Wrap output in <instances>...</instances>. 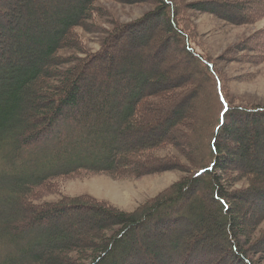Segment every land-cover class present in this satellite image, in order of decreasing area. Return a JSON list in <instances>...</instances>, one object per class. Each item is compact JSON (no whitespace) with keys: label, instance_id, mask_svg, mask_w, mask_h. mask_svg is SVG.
Masks as SVG:
<instances>
[{"label":"trees","instance_id":"obj_1","mask_svg":"<svg viewBox=\"0 0 264 264\" xmlns=\"http://www.w3.org/2000/svg\"><path fill=\"white\" fill-rule=\"evenodd\" d=\"M116 1L151 10L119 21L97 0H0V264H134L142 251L134 246L136 230L167 228L187 215L211 226L236 263L260 264L263 259L251 254L264 247V188L257 185L264 175V105L234 103L216 60L194 42L191 14L210 13L233 26L253 24L264 19V0ZM258 2L262 7L254 9ZM98 21L109 26L100 29ZM156 28L163 36L148 53L145 43ZM92 33H99L92 39L97 49L87 45L85 35ZM165 46L179 54L175 85L161 69ZM228 51H241L246 63H263L264 26L246 46L234 44ZM158 108L163 129L154 124ZM225 142L247 151L249 159L242 163L222 153ZM39 144L50 151L42 162L29 157ZM178 154L195 170L192 177L137 211L89 196L44 199L61 193L58 179L139 177L159 172L163 163H179ZM238 184L233 192L227 189ZM248 194L262 205L239 228L230 202ZM211 200L215 206L209 210L205 204ZM79 203L97 209L89 207L94 212L82 217L74 235L57 219ZM144 255L142 264L154 263L151 253ZM218 263L195 251L178 264Z\"/></svg>","mask_w":264,"mask_h":264},{"label":"rangeland","instance_id":"obj_2","mask_svg":"<svg viewBox=\"0 0 264 264\" xmlns=\"http://www.w3.org/2000/svg\"><path fill=\"white\" fill-rule=\"evenodd\" d=\"M96 4L97 6H102L107 8V10L112 11L114 18L119 21H129L138 18L151 10L148 5L143 3L123 4L116 0H97ZM261 7V2H258L253 6L254 9ZM253 8L250 9L252 10ZM191 15L193 17L192 25L196 32L194 42L198 46V49L203 50L211 58L216 60L218 64L217 66L225 75L229 90L234 96V103H239L237 101L239 100L241 103H244V105H264V62L260 64L246 63L241 60V51H228V48H231L234 44L239 43L246 46V39L252 32L264 26V19L253 24L233 26L210 13L192 12ZM98 25L101 27L100 29H107L109 26L101 21H98ZM161 30V28H156L154 33L151 34L149 42L145 43V45L148 46L146 50L148 53L154 50V47L156 46L155 43L159 42L161 36H163ZM97 31H99V29H97ZM99 33L85 35L89 47L97 49V43L92 39L98 38ZM161 52H164V56L162 60H160V64L162 65L161 69L164 73L169 75V85H175V82H177L176 76L178 70L174 63L178 60L179 54H177L175 48L167 46H165L164 51ZM245 53L248 54L249 52L246 51ZM140 57L141 56H139V58ZM121 82L123 84L125 83L123 78ZM151 84V90L159 92L155 83ZM124 87H126V83L124 84ZM159 114L160 116L162 114L161 108H158V112L154 115V117H156L154 124L155 126L158 124V128L163 129L165 128V122H160V120L157 119V115ZM172 127H174V125L171 123V126H168V129L171 132H169L170 135L172 134V130L174 131V129H176H172ZM171 136H173V138L174 136L176 137V135L173 134ZM131 139L132 138H130V140ZM226 143L227 142L220 146L221 152H225V154H228L229 156L232 155L233 158L236 159L239 157L241 162L243 161L242 163H245V160L247 159L246 157L249 156V153L245 150V154V152L242 151L243 149L239 150V148L232 149L233 146L231 143ZM45 147L46 146L39 144L38 148L34 150L32 148V150L29 149V157L40 158L39 161L42 162L43 156L50 154V151ZM1 149L5 152L9 148L4 146ZM234 150H236V152H234ZM258 151L260 158V149H258ZM239 153L244 155H240ZM238 154L240 156H238ZM181 157V155L177 156L179 163H163L157 167L161 169L159 172L148 173L139 177L116 178L107 174H92L61 180L58 179V181L56 180L58 183L57 190L59 188L61 193L54 195L50 194L44 199L56 200L60 196L73 198L89 196L96 201L103 202L102 204L104 205L108 204L114 208L129 212L137 211L143 203L157 196L173 183L181 179L192 177L195 170H191L183 159L180 160ZM252 158H255V156ZM27 168L29 169L30 167ZM31 169H34V167H31ZM260 172L264 174L263 167L260 168ZM259 178L260 181L257 185L264 188V175ZM223 184L226 187V184L229 185V182L224 180ZM239 185L241 184L229 188L227 187V189L233 192V189L238 188ZM255 192L257 191H254L253 193ZM233 196L238 197L236 194ZM254 199L255 198L249 194L242 196V198L230 199V203L234 204L238 212L236 217L238 218L237 221H240L241 223H238L240 224L239 228H246L253 217L258 214V209L261 207L259 205L262 204L256 203V200ZM213 201L211 200V204H209V202L206 203L205 207L212 210L213 206H215ZM82 206L83 205L79 203V206L67 208L65 214L57 219V225L60 227L69 224L75 235L77 228L80 229L84 224L82 217L89 216L94 212L90 210L89 207H92L93 210L95 208V206L87 205L86 207L88 208L83 209ZM177 212L180 214L182 209L179 208ZM16 219L18 220V223L23 221L20 220L19 217H16ZM194 219L195 217L187 215L184 222L175 220L167 228H161L159 230H153V228H150L148 230L147 227L136 230V244L134 243V246L136 250L141 248L142 251L139 252L136 258L137 261H135L134 264H142L141 261L145 257L144 250L148 255L151 253L149 256L152 257L153 264H178L181 260L185 259L187 255L189 256L191 252L193 253L195 251H197L198 256L202 259L204 255L209 257L213 256L215 261L219 260L218 264H238L230 254V249L227 248L225 243L223 241L218 242L219 236L213 232L211 226L207 225L203 220L198 222ZM261 224L264 228V220ZM240 238L243 240V237ZM80 239L82 240L81 243L85 240L83 237H80ZM255 250H261V254L264 253L263 246H260V248ZM261 254L255 256L253 253V255L251 254V257L252 259H256L257 257L263 259V262H260V264H264V255ZM56 257L59 256L56 255ZM209 259L210 258H205V260L208 261Z\"/></svg>","mask_w":264,"mask_h":264}]
</instances>
